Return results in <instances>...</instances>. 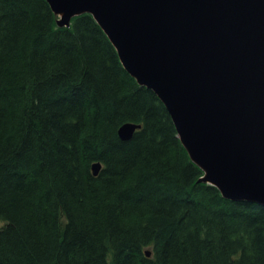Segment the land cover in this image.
<instances>
[{
    "label": "trees",
    "instance_id": "1",
    "mask_svg": "<svg viewBox=\"0 0 264 264\" xmlns=\"http://www.w3.org/2000/svg\"><path fill=\"white\" fill-rule=\"evenodd\" d=\"M202 176L92 15L0 0V264H264V207Z\"/></svg>",
    "mask_w": 264,
    "mask_h": 264
},
{
    "label": "water",
    "instance_id": "2",
    "mask_svg": "<svg viewBox=\"0 0 264 264\" xmlns=\"http://www.w3.org/2000/svg\"><path fill=\"white\" fill-rule=\"evenodd\" d=\"M46 1L59 27L93 16L124 69L166 108L199 182L264 207V0ZM140 128L125 123L118 136Z\"/></svg>",
    "mask_w": 264,
    "mask_h": 264
},
{
    "label": "rangeland",
    "instance_id": "3",
    "mask_svg": "<svg viewBox=\"0 0 264 264\" xmlns=\"http://www.w3.org/2000/svg\"><path fill=\"white\" fill-rule=\"evenodd\" d=\"M4 223H0V227L3 226Z\"/></svg>",
    "mask_w": 264,
    "mask_h": 264
},
{
    "label": "bare ground",
    "instance_id": "4",
    "mask_svg": "<svg viewBox=\"0 0 264 264\" xmlns=\"http://www.w3.org/2000/svg\"><path fill=\"white\" fill-rule=\"evenodd\" d=\"M94 165V164H93ZM92 169H93V166H92Z\"/></svg>",
    "mask_w": 264,
    "mask_h": 264
}]
</instances>
